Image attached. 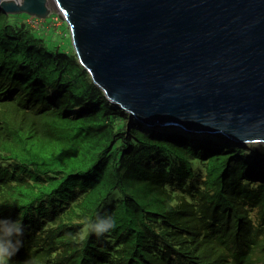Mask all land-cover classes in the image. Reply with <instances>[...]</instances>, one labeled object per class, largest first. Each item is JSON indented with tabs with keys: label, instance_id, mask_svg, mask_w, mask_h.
I'll return each instance as SVG.
<instances>
[{
	"label": "trees",
	"instance_id": "trees-1",
	"mask_svg": "<svg viewBox=\"0 0 264 264\" xmlns=\"http://www.w3.org/2000/svg\"><path fill=\"white\" fill-rule=\"evenodd\" d=\"M28 19L0 10V242L18 248L9 260L264 264V144L144 126ZM97 217L115 227L85 235Z\"/></svg>",
	"mask_w": 264,
	"mask_h": 264
},
{
	"label": "water",
	"instance_id": "water-1",
	"mask_svg": "<svg viewBox=\"0 0 264 264\" xmlns=\"http://www.w3.org/2000/svg\"><path fill=\"white\" fill-rule=\"evenodd\" d=\"M79 65L151 128L264 144V0H53ZM46 0H0L43 19Z\"/></svg>",
	"mask_w": 264,
	"mask_h": 264
},
{
	"label": "rangeland",
	"instance_id": "rangeland-1",
	"mask_svg": "<svg viewBox=\"0 0 264 264\" xmlns=\"http://www.w3.org/2000/svg\"><path fill=\"white\" fill-rule=\"evenodd\" d=\"M45 6L48 11L47 17L43 19L32 17V19H28L29 21H27L36 27L43 25V34L45 35L46 39H49V43L51 41H55L54 44L69 51L70 53L73 52L68 29L65 23L59 18L60 12L58 8L54 4L53 0H46ZM8 264L23 263L20 261L9 260Z\"/></svg>",
	"mask_w": 264,
	"mask_h": 264
},
{
	"label": "clouds",
	"instance_id": "clouds-1",
	"mask_svg": "<svg viewBox=\"0 0 264 264\" xmlns=\"http://www.w3.org/2000/svg\"><path fill=\"white\" fill-rule=\"evenodd\" d=\"M115 227V222L111 217L99 218L97 217L94 223H89L85 230V235L88 233H95V235L100 236L104 233L110 231ZM18 235L23 234L22 226L17 225L15 229ZM19 243V242H17ZM14 250L11 245L0 242V264H8L9 259L14 254Z\"/></svg>",
	"mask_w": 264,
	"mask_h": 264
},
{
	"label": "bare ground",
	"instance_id": "bare-ground-1",
	"mask_svg": "<svg viewBox=\"0 0 264 264\" xmlns=\"http://www.w3.org/2000/svg\"><path fill=\"white\" fill-rule=\"evenodd\" d=\"M14 1L15 3H21V0H12Z\"/></svg>",
	"mask_w": 264,
	"mask_h": 264
}]
</instances>
